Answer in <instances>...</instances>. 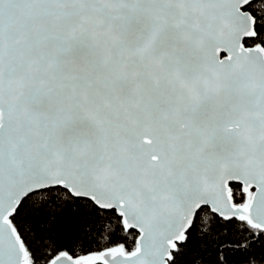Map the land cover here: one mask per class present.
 Masks as SVG:
<instances>
[{
	"label": "snow or ice",
	"instance_id": "6c2138e0",
	"mask_svg": "<svg viewBox=\"0 0 264 264\" xmlns=\"http://www.w3.org/2000/svg\"><path fill=\"white\" fill-rule=\"evenodd\" d=\"M0 264H264V0H0Z\"/></svg>",
	"mask_w": 264,
	"mask_h": 264
},
{
	"label": "trees",
	"instance_id": "16d2710c",
	"mask_svg": "<svg viewBox=\"0 0 264 264\" xmlns=\"http://www.w3.org/2000/svg\"><path fill=\"white\" fill-rule=\"evenodd\" d=\"M70 236V234H68Z\"/></svg>",
	"mask_w": 264,
	"mask_h": 264
}]
</instances>
